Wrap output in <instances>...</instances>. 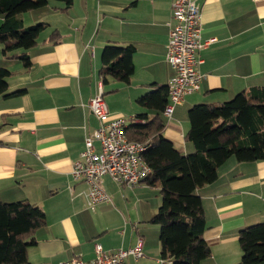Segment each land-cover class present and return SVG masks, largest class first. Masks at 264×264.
<instances>
[{
	"label": "crops",
	"instance_id": "1",
	"mask_svg": "<svg viewBox=\"0 0 264 264\" xmlns=\"http://www.w3.org/2000/svg\"><path fill=\"white\" fill-rule=\"evenodd\" d=\"M47 1L21 16L24 27L48 25L26 52L27 67L17 57L21 50L4 53L0 44V69L10 73L0 93V201H27L45 215L35 244L27 249L30 264H62L77 256L89 261L95 243L113 253L132 248L139 238L142 257H128L122 264H158L159 226L151 218L161 204L159 187L143 182L128 188L104 176L102 189L110 202L91 210L79 196L86 185L72 179L71 167L80 159L84 139L98 127L89 102L100 87L110 117L125 116L117 100L110 102L113 95L104 99L116 92L131 108L127 118L153 117L136 100L167 86L174 76L165 55L166 24L175 0H73L65 10L62 3ZM193 1L201 7V41H214L198 54L199 91L176 105L169 121L160 115L163 137L184 154L194 151L184 138L192 106L225 102L241 91L264 87V0ZM55 30L52 39L49 33ZM108 43L134 48L128 84L111 79L104 87L99 80ZM94 146L99 151V143ZM196 195L210 250L200 264H239V231L264 223V160L228 159L216 181Z\"/></svg>",
	"mask_w": 264,
	"mask_h": 264
},
{
	"label": "trees",
	"instance_id": "2",
	"mask_svg": "<svg viewBox=\"0 0 264 264\" xmlns=\"http://www.w3.org/2000/svg\"><path fill=\"white\" fill-rule=\"evenodd\" d=\"M54 1L62 3L64 10L73 2ZM47 4V0H0V44L4 53L21 50L17 57L25 67L29 65L26 52L36 45L48 25L24 27L21 16ZM49 34L52 39L58 35L56 30ZM133 51V46H104L98 72L102 86L111 79L129 83L134 71ZM9 75V71L0 69V93L6 91ZM136 103L154 114L152 118L134 115L143 122H129L126 136L146 144L142 160L150 174L144 183L160 189L161 204L151 218L159 226L160 259L166 264H200L209 257L210 250L203 236L206 223L196 190L216 181L219 167L230 158L240 163L264 160V87L241 91L225 102L192 106L184 136L194 149L189 154L162 135L164 122L160 115L168 103L167 86L157 87ZM44 224L45 215L36 205L0 201V264H30L27 249L35 244L34 234ZM238 243L239 264H264V223L240 230Z\"/></svg>",
	"mask_w": 264,
	"mask_h": 264
},
{
	"label": "built area",
	"instance_id": "3",
	"mask_svg": "<svg viewBox=\"0 0 264 264\" xmlns=\"http://www.w3.org/2000/svg\"><path fill=\"white\" fill-rule=\"evenodd\" d=\"M172 14L167 22L168 40L165 60L174 71V76L167 85L168 103L162 112L169 121L173 109L183 102L188 95L200 89L202 75L197 70L201 60L199 52L214 39L201 41V7L193 0H175ZM89 108L98 121V127L84 139V150L80 159L71 167L74 181L83 182L86 190L81 192L85 206L91 210L100 204L110 202L109 195L102 189V178L110 177L115 183L133 188L143 183L150 174V169L142 160L146 144L131 141L126 136L129 122L142 123L135 118L110 117L103 101L100 87L90 100ZM99 143V151L94 143ZM93 258L82 260L79 256L62 264H122L128 257H142V240L128 249H118L107 253L98 243L94 244ZM158 264H166L159 260Z\"/></svg>",
	"mask_w": 264,
	"mask_h": 264
},
{
	"label": "rangeland",
	"instance_id": "4",
	"mask_svg": "<svg viewBox=\"0 0 264 264\" xmlns=\"http://www.w3.org/2000/svg\"><path fill=\"white\" fill-rule=\"evenodd\" d=\"M53 2V1H52ZM50 25H51V23H49ZM31 25H33V24H28L27 26H25V27H29V26H31ZM109 84H111L110 82H108ZM113 84H115V83H113ZM104 87H108V84H106ZM121 92H116V93H108V94H105V96H104V99H108V98H105V97H107V96H110V95H113V97H115V98H110V99H112V100H110V102L111 103H113V104H115V101L117 100L119 103V105H121L122 107H123V110H122V113H125L124 115L126 116H122V117H125V118H127L128 117V115H130L132 112H128L131 108H129L128 107V104H126V103H124V102H121L120 101V99L119 98H122V96H121ZM113 101V102H112ZM135 108V107H134ZM262 223V222H261ZM159 229V228H158Z\"/></svg>",
	"mask_w": 264,
	"mask_h": 264
}]
</instances>
